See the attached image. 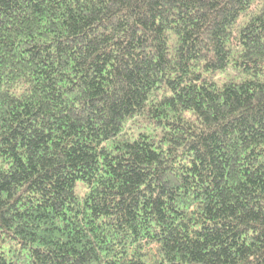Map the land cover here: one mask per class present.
Returning <instances> with one entry per match:
<instances>
[{
    "label": "trees",
    "instance_id": "16d2710c",
    "mask_svg": "<svg viewBox=\"0 0 264 264\" xmlns=\"http://www.w3.org/2000/svg\"><path fill=\"white\" fill-rule=\"evenodd\" d=\"M0 264H264V0H0Z\"/></svg>",
    "mask_w": 264,
    "mask_h": 264
}]
</instances>
